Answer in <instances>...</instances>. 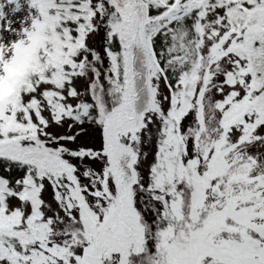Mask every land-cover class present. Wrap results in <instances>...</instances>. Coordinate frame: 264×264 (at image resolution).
I'll use <instances>...</instances> for the list:
<instances>
[{
	"label": "snow or ice",
	"instance_id": "1",
	"mask_svg": "<svg viewBox=\"0 0 264 264\" xmlns=\"http://www.w3.org/2000/svg\"><path fill=\"white\" fill-rule=\"evenodd\" d=\"M0 264H264V0H0Z\"/></svg>",
	"mask_w": 264,
	"mask_h": 264
},
{
	"label": "trees",
	"instance_id": "2",
	"mask_svg": "<svg viewBox=\"0 0 264 264\" xmlns=\"http://www.w3.org/2000/svg\"><path fill=\"white\" fill-rule=\"evenodd\" d=\"M29 59H30V56H29V54L26 53V54H25V57H24L23 65H26ZM23 65H19V66H17V67L14 69V71H19V70L23 67Z\"/></svg>",
	"mask_w": 264,
	"mask_h": 264
}]
</instances>
